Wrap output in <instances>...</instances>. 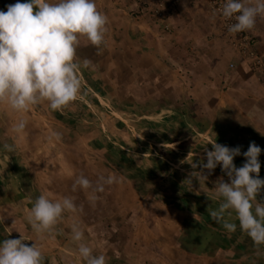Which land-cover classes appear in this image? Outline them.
<instances>
[{
	"label": "crops",
	"instance_id": "obj_1",
	"mask_svg": "<svg viewBox=\"0 0 264 264\" xmlns=\"http://www.w3.org/2000/svg\"><path fill=\"white\" fill-rule=\"evenodd\" d=\"M17 2L29 0H0V11ZM95 4L107 16V31L99 49L80 38L78 98L60 110L50 109L47 101L31 107L49 124L42 135L46 142L29 145L40 194L23 190L15 177L13 192L3 197V213L14 208L15 217L26 216L41 195L53 202L73 198L75 211L62 213L68 219H62L58 231L69 235L61 243L66 264H86L80 244L94 256L104 255L106 264H264V245L257 255L234 212L225 216L236 224L231 232L209 215L222 202L216 198V181L223 176L230 182L222 166L206 181H188L193 171H201L192 164L207 163L205 150L212 151L215 142L240 147L233 161L237 168L255 142L264 179V84L258 74L231 48L203 0H179L171 9L164 4L167 16L160 18L152 17L147 0ZM248 32L254 38L250 50L264 62V17H257ZM85 59L92 62L88 68ZM23 118L0 104L1 128L4 120ZM32 118L37 125V117ZM1 128L0 144L21 136L10 131L13 127ZM17 145L23 150L26 144L20 140ZM42 171L50 172V182ZM81 175L92 187L73 191ZM109 177L111 184L104 182ZM98 184L102 192L96 191ZM82 198L93 201L87 222L78 216ZM97 203L105 208H96ZM73 225L83 232L81 241L71 239Z\"/></svg>",
	"mask_w": 264,
	"mask_h": 264
},
{
	"label": "clouds",
	"instance_id": "obj_2",
	"mask_svg": "<svg viewBox=\"0 0 264 264\" xmlns=\"http://www.w3.org/2000/svg\"><path fill=\"white\" fill-rule=\"evenodd\" d=\"M222 15L234 18L229 26L230 33L254 29L257 17H264V0H226ZM107 16L97 10L95 0H29L8 5L7 11H0V104L7 105L17 113L29 111L32 106L47 101L52 110H60L74 102L81 91L82 82L78 75L81 64L76 62V52L80 38L91 45L103 44ZM92 62L85 59L83 66L90 67ZM26 121L21 119L13 126V132L23 133ZM212 151L205 150L207 163L192 164L191 177L206 181L217 165L230 182L223 176L215 184L216 198L222 200L218 209L209 212L217 223H223L228 231H235L236 224L231 218L236 214L239 227L245 232L260 255V245H264V199L257 200L264 192V179L259 176L261 164L258 157L261 148L251 142L243 153L245 163L237 168L234 158L241 155L239 146L229 148L212 143ZM8 152L14 151L13 145L4 144ZM205 170L207 175H205ZM104 178L101 177V180ZM113 183L112 177L104 181ZM77 186L83 189L92 187L83 175L77 177ZM104 190L98 184L96 191ZM76 205L71 197L53 202L46 196H39L29 210L27 219L38 234H51L64 211H75ZM73 239L81 241L83 232L73 225ZM25 239H5L0 243V264H43L44 256L36 243L28 246ZM79 255L86 264H106L104 255L94 256L92 249L79 245Z\"/></svg>",
	"mask_w": 264,
	"mask_h": 264
},
{
	"label": "rangeland",
	"instance_id": "obj_3",
	"mask_svg": "<svg viewBox=\"0 0 264 264\" xmlns=\"http://www.w3.org/2000/svg\"><path fill=\"white\" fill-rule=\"evenodd\" d=\"M137 1L141 2V0H137ZM142 1H145V0H142ZM178 1L179 0H147V3L149 4V5L147 4V6H148L147 9H149V12L152 15V17L154 15L157 16L156 11H158L159 13H162L161 16H163L165 14V17H166L167 14L165 11L164 4L168 5L169 8L170 7H176V5L178 4ZM203 1L207 6L206 1L205 0H203ZM172 2H175V3L172 4ZM145 4H146V2H145ZM207 9L211 12L209 7ZM144 10H146V8H144ZM31 109L32 108H30L29 111L23 113V117H25V118H23V120L26 121V127H25L23 133L20 134L21 136H19V135L14 136V138H13V136L12 137L7 136L8 139L4 138V140L0 144V198H2V200H0V243H2L5 239H19L21 236H23L25 239L24 243L26 245L30 246L31 243H36L39 245V247L42 251V254L44 256L43 264H66L69 262L67 261V259L64 258L63 254L67 255V253H64V251L62 250V248H63L62 244H64V242L68 240L69 235L64 234L62 232L59 233L58 231H60L59 224L62 222V219H64V218L68 219V217H64V214H62L58 223L54 226V229L51 232V234L45 233L42 235H38L32 229L30 223L28 222V219H27L28 214H26V216H25L24 213H21L22 214V215L20 214L21 217H19V216L15 217L16 211H13L14 208H11L10 212H8L9 210H6L7 212L5 211V213H3L4 211H3V207H2V201H7L3 197H8L9 196L8 194L13 192L15 184L17 185V183H15V184L13 183L15 177L19 178V180L21 182L20 187L23 190H25L26 192L33 193V195H36L37 193L40 194L39 190L37 189L38 185L33 181L34 180L33 179L34 174H33L32 169L34 167L31 165V159L33 158L31 156L34 153L31 152L32 150L30 149L29 145H31V143H33V146H34V142L38 143V141H39V144H41V145L46 142V137L42 138V135H43L45 128H47L49 126V124L46 123L43 118H38V116H36V113H38V115L39 114L41 115L40 111L36 112L34 109H32V110H34L33 111L34 113H33L32 111H30ZM44 111H45V108H44ZM33 115H34V117H37V121H36L37 125H35V123H34L35 120L33 122V119H34V118H32ZM20 120L21 119H19V120L17 119L16 121L15 120L13 121V119L12 120H10V119L4 120L3 124L6 125L5 128H1V127H3V125H2V122L0 121V128L3 130V129H7V127L8 128L13 127L14 124H18ZM10 124H12V125L10 126ZM31 126H35L33 128V131H31V128H30ZM12 129L13 128H11L10 131H13ZM0 132H1V130H0ZM13 133H15V132H13ZM20 140L26 144V145H24L23 150H20L21 148L19 147V145H17ZM5 143L13 145L14 151H12V152L6 151L4 149ZM39 144H37V145L39 146ZM41 164H42V162L40 161V162H38L37 165L40 166ZM41 169L45 170V168L42 166H41ZM42 172L44 174V177L45 176L48 177L47 181L50 182V180H51L50 172H47V173H46V171H42ZM48 174L50 177L48 176ZM44 177H43V179H44ZM2 178L4 179V182H1ZM43 182H45V181L43 180ZM48 186H51V184H48ZM92 202L93 201L91 199L82 198L80 205H77L79 208L78 209V211H79L78 216H82V220H85V222H87V220H88V216H86L85 214H88V211H90V209H93L92 208L93 206H91V204H90ZM98 207H100V209L105 208L103 204L100 206V204L97 203L96 208H98ZM71 220H72V218L69 221H71ZM17 222L22 224L20 228H19V225ZM23 225H25L26 228ZM14 228H16L18 230L17 238L14 237V235H13ZM11 235H13V236H11ZM72 237L73 236H71V239L73 240ZM32 241H34V242H32Z\"/></svg>",
	"mask_w": 264,
	"mask_h": 264
},
{
	"label": "built area",
	"instance_id": "obj_4",
	"mask_svg": "<svg viewBox=\"0 0 264 264\" xmlns=\"http://www.w3.org/2000/svg\"><path fill=\"white\" fill-rule=\"evenodd\" d=\"M205 1L211 12L218 17L222 30L225 33L231 48L235 50L240 56L248 59L251 69H253V71L258 74L259 78L261 79L260 81L264 84V62L258 58L254 50H250V46L254 44L253 36L248 31L239 33L229 32V26L235 23V20L234 18H225L222 15L223 6L226 3V0ZM175 2H172V4ZM156 14L160 18L162 13L156 11ZM230 67H232V65H230Z\"/></svg>",
	"mask_w": 264,
	"mask_h": 264
}]
</instances>
